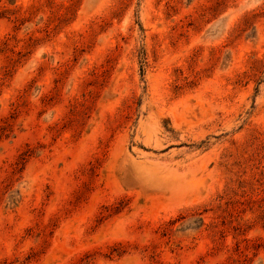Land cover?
Masks as SVG:
<instances>
[{"label": "rangeland", "instance_id": "374dc122", "mask_svg": "<svg viewBox=\"0 0 264 264\" xmlns=\"http://www.w3.org/2000/svg\"><path fill=\"white\" fill-rule=\"evenodd\" d=\"M0 264H264V0H0Z\"/></svg>", "mask_w": 264, "mask_h": 264}]
</instances>
